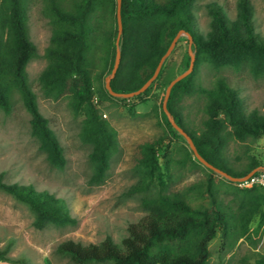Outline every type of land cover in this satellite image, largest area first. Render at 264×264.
<instances>
[{"label":"trees","instance_id":"obj_1","mask_svg":"<svg viewBox=\"0 0 264 264\" xmlns=\"http://www.w3.org/2000/svg\"><path fill=\"white\" fill-rule=\"evenodd\" d=\"M34 0H0V110L9 114L19 94L31 116L32 136L48 163L64 170L65 151L49 121L41 113L37 97L29 83L28 65L39 57L28 28V10ZM196 0H122L123 33L119 43V68L111 80L117 93L139 90L155 73L173 39L184 32L193 40V72L172 89L167 109L176 124L193 140L199 154L216 168L234 177H243L264 167L255 157L240 170L226 156L230 141L240 143L264 139V111L248 112L238 91L224 76L213 87L201 89L206 97V115L200 130L188 127L179 112V103L197 92L195 77L201 63L215 70L247 68L254 78H264V36L255 27L250 0H238V14L229 20L221 4L208 5L210 25L202 32L196 24ZM42 15L51 27L50 43L45 50L47 65L40 76L45 98L69 99L76 115L84 117L80 140L89 146L90 186L102 185L108 176L111 160L118 150L116 130L104 119L95 101V77L112 72L117 54V0H42ZM168 60V58H167ZM158 78L142 94L147 96ZM190 56L185 64L189 67ZM176 76L161 84L167 89ZM103 93L112 98L104 87ZM170 134L178 131L164 112ZM163 137L147 138L137 144L133 166L138 176L132 193L142 195L146 213L128 227L120 245L107 238L100 244L82 245L67 242L58 251L75 264H210L209 244L220 233L221 253H230L241 240L264 230V187L241 188L225 178L210 176L203 188H196L205 203L193 204L190 187L185 192L174 188L170 172L172 158L166 157ZM164 153V158L161 155ZM191 152L186 158L193 161ZM0 191L27 205L34 214L36 229L77 225L66 201L33 184H9L0 173ZM222 196H230L225 202ZM257 219L254 229L251 224ZM9 249H0V261H10ZM258 264H264L261 255Z\"/></svg>","mask_w":264,"mask_h":264},{"label":"rangeland","instance_id":"obj_2","mask_svg":"<svg viewBox=\"0 0 264 264\" xmlns=\"http://www.w3.org/2000/svg\"><path fill=\"white\" fill-rule=\"evenodd\" d=\"M250 1L256 30L264 36V0ZM212 2L221 4L229 20L237 18L238 0H196V24L204 33L209 30L208 5ZM41 11L42 0H34L28 10V28L39 57L29 63L28 78L41 113L64 148L67 164L64 170H58L48 163L38 141L32 136L31 116L20 95L16 94L12 111L7 114L0 110V173H4L9 184H33L39 190H47L63 198L77 225L36 229L30 208L0 191V249L8 248L11 259L0 261V264H75L58 251L59 246L67 242L100 244L109 237L120 245L128 235L129 225L140 221L146 214L141 207L142 195L131 190L138 181L133 155L137 144L147 138L165 139V152L168 153L163 152L161 159L165 153L168 159L170 156L173 160L170 172L176 190L185 192L194 187L189 193L194 205L201 202L208 205V199L205 196L199 198L196 188H203L210 176L218 181L225 178L199 162L186 138L179 132L177 136L170 134L165 126L163 101L166 89L161 83L188 69L185 60L189 38L183 34L168 57L161 83H155L150 93L141 99L108 98L102 89L109 74L95 77V101L103 117L106 116L104 119L116 130L119 146L112 157L106 181L99 186H90V148L80 140L84 117L72 111L68 98L54 101L45 98L41 90L40 76L47 65L44 53L51 36V27ZM218 76L228 79L248 112L264 111V78H254L247 68L215 70L201 63L195 77L197 92L182 99L178 105L189 128L201 129L206 118V97L200 90L213 87ZM187 151L191 152L198 167L186 158ZM226 156L238 170L250 157L264 163V139L247 143L230 141ZM222 197L225 202L231 199L230 196ZM256 224L257 219L251 224V229ZM221 243L220 233L210 242V264H258L259 257L264 255V230L258 235L251 233L250 239H241L230 253L220 252Z\"/></svg>","mask_w":264,"mask_h":264},{"label":"water","instance_id":"obj_3","mask_svg":"<svg viewBox=\"0 0 264 264\" xmlns=\"http://www.w3.org/2000/svg\"><path fill=\"white\" fill-rule=\"evenodd\" d=\"M121 7H122V0H117V22H118V36H117V54H116V59H115V63H114V67L112 69L111 74L106 78V83H105V88L106 90L109 92V94L113 97H118V98H132L135 96H138L142 93H144L152 84L153 82L158 78L163 64L165 63V61L167 60V58L172 54L173 50L175 49L181 35L185 34L186 36H188L189 38V50H188V54L190 56V63H189V67L188 69L179 74L178 76H176V78H174L171 83L168 85L167 89H166V94H165V98L163 101V110L166 114V116L168 117V119L170 120V122L172 123V125L175 127V129L186 138L190 149L192 150L193 154L195 155V157L198 159L199 162H201L205 167H207L208 169L224 176L226 179H228L229 181H232L234 183H238V182H243L245 180H247L248 178H250L253 174H255L258 171H264V167H259L255 170H253L252 172H250L249 174H247L246 176L243 177H234L231 175H228L227 173H225L224 171L216 168L215 166H213L212 164H210L207 160H205L198 152L196 146L193 143V140L188 136V134L182 129L180 128L176 122L174 121V119L171 117L170 112L167 109V102L170 98L171 92L173 87L180 82L182 79L186 78L188 75H190L193 70H194V66H195V52L193 50V40L192 38L187 35L184 32H179L176 37L173 39L167 53L162 57L155 73L153 74V76L137 91L135 92H131V93H117L115 91H113L112 87H111V80L115 77V74L119 68V64H120V58H121V53H120V49H119V43L122 37V33H123V24H122V17H121Z\"/></svg>","mask_w":264,"mask_h":264},{"label":"built area","instance_id":"obj_4","mask_svg":"<svg viewBox=\"0 0 264 264\" xmlns=\"http://www.w3.org/2000/svg\"><path fill=\"white\" fill-rule=\"evenodd\" d=\"M104 117L106 116L104 115ZM237 184L241 188H251L253 186L264 187V171H258L247 180L243 182H238Z\"/></svg>","mask_w":264,"mask_h":264}]
</instances>
